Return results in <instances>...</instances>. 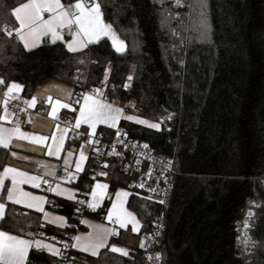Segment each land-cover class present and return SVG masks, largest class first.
<instances>
[{"label":"trees","instance_id":"16d2710c","mask_svg":"<svg viewBox=\"0 0 264 264\" xmlns=\"http://www.w3.org/2000/svg\"><path fill=\"white\" fill-rule=\"evenodd\" d=\"M24 1L0 0L1 79L22 84V91L31 96L49 80L77 92L97 87L106 78L104 95L129 112L135 105L143 118L171 117L169 130L128 119L120 122L133 137L175 157L172 195L164 208L161 264H246L237 248L235 226L254 198L262 206L253 263L264 264V0H97L105 20L125 40L123 52L107 37L78 51L60 40L26 49L15 35L12 14ZM8 162V149L0 146V169ZM93 180L88 162L73 183L81 197L87 196ZM127 182L128 176L114 173L102 207L86 215L103 219L114 191ZM53 200L69 223H78L77 229L44 223L40 212L13 203L7 205L0 228L32 238L63 237L85 229L74 216L79 200L50 195L49 205ZM128 205L142 220L143 231L160 211L136 196ZM72 255L74 262L90 264H148L141 248L132 257L108 247L97 256L74 249ZM55 260L33 248L28 264Z\"/></svg>","mask_w":264,"mask_h":264},{"label":"crops","instance_id":"0c3cea01","mask_svg":"<svg viewBox=\"0 0 264 264\" xmlns=\"http://www.w3.org/2000/svg\"><path fill=\"white\" fill-rule=\"evenodd\" d=\"M26 2H28V0L18 4L15 8L23 5ZM61 2L62 5L67 8V6L74 4L75 2H77V0L72 3H65L63 0H61ZM84 2L85 6L87 7V0H84ZM45 10H47V13L43 12ZM41 11L45 20L50 19L51 16L54 15L49 13L47 7H44ZM100 11L102 14V23L105 25L112 26V30L115 32L117 40L123 42V51H125L127 48L125 40L120 36L115 27L110 22L105 20L101 6ZM18 27L19 23L17 22L16 28ZM33 28H35L36 31L30 36L27 35L29 29H24L26 41L29 45V48L38 46L45 40L64 41L67 47L69 44H71L73 48L77 49L76 51L86 48L82 47L80 44V40L83 38L82 35L77 36L75 34V24L69 26L65 23L63 27H57L56 31L59 34L60 38L55 40L53 39L52 33L47 32L42 24L33 25ZM65 28H69L70 32L65 33ZM103 37L109 38L113 47L116 49L117 45L113 43L112 39L110 38V35H105L101 33L99 40ZM22 43L24 44V42ZM50 81L57 80H49L39 85L36 88V91L31 95L32 99L36 98L35 107L37 109L43 110L42 113H33L32 117L34 120V124L32 126H21L9 122L8 118L4 114V110L0 108V128L10 130L18 127L22 132L27 134L26 138H21L18 135L13 134L8 140V147L6 148L8 149L9 162L4 165L3 168L0 169V204L4 205L3 217L5 215L7 205L9 203H13L23 209H31L40 212L42 221L44 223H48L59 228H65L69 225V220L66 215L58 212L56 209L52 208L49 205L50 195L73 201H81L84 199L87 206L91 210H97L102 207L105 199L109 195V179L111 177L108 176L93 180L90 185L89 191L87 192V196L81 197L83 193H81L80 189L75 187L73 183L79 179L81 173L85 170L86 165L89 162L88 150L82 147L79 143H75L70 140L69 128L60 122H56L55 115L60 111H75L74 123L76 125L77 119L80 118V111L84 107L85 102L83 97L85 95H92L94 99L99 100L103 104L109 105L111 109L120 110L119 114L115 112L109 113V115L117 116L114 126H110L112 124L111 120L107 122H97L94 126H90L86 123H81L79 128H82L88 133H95L99 131L100 127L114 128L119 125L122 119H127L126 117L129 113L125 114L123 105L110 100L103 93L94 94L91 92H87L82 97L79 105L75 107L72 103V98L75 94L74 88L71 85L63 83L65 85L58 84L54 87H50L44 90V87L42 86H44V84H47ZM13 83L21 86L20 89L14 91H22V84L18 82H11L9 85ZM49 98H51V102L49 101ZM57 101H59V103H57ZM65 105H67V107H65ZM53 108H55V113H53L52 111ZM105 111H108V109H105ZM141 119H143L145 122H152V120L143 117H141ZM0 135L7 136V133H0ZM35 137H47L48 139L44 141H39L36 140ZM53 137H55V140H53ZM61 137H63L61 151H59L57 155H47L49 147H51L52 150L55 152L56 148L61 145ZM69 153H71V155H69ZM81 153H83L84 156L83 160L80 159ZM66 161L67 163H65ZM77 162L80 163V171L76 170ZM61 167H66L68 175L71 174V177L69 176L68 180L66 181L56 178ZM6 168H12L15 169L17 172L25 173L27 176L38 178L35 181V184L39 185L38 187L34 186L32 182L18 185L19 189L24 192L30 193L31 196L42 198V200L38 202V207L29 208L26 206L28 202H32L34 204L37 203L35 201L25 200L24 202L17 204L7 199V190L13 187V174H5ZM98 184L106 185V188H97L96 186ZM124 193H127V195H123ZM130 197L131 196L128 189L125 186H119L114 191L112 202L103 219H96L88 215L82 217L80 223L85 227V229H79L75 232L72 238L73 249L92 256H97L99 255L102 249L108 247L111 250V248L115 246L118 249H123L127 251L128 254L123 256L132 257L135 250L137 248H141L140 234L143 232V222L139 218L137 213L128 205ZM114 205H117L119 207L120 221L123 222L124 227H121L120 222H118L117 225H114L112 223V220L117 218L116 215H112L111 218H109V215ZM0 232L16 236L18 239L28 240L30 242H33V245L37 241L41 242L42 244L50 245L51 248L44 249V251L50 253L56 258V260L51 262V264H59L57 255L61 250V243L57 240L56 237L40 236L32 238L11 233L1 228ZM101 242H103L104 247L95 248L96 254L93 255L92 246ZM33 248H35V246H33L27 251L26 264H28L29 254ZM85 248H87L88 250L85 251ZM52 249H55V252H53ZM116 253L121 254L120 252ZM75 264L90 263L75 262Z\"/></svg>","mask_w":264,"mask_h":264},{"label":"built area","instance_id":"2783aa9c","mask_svg":"<svg viewBox=\"0 0 264 264\" xmlns=\"http://www.w3.org/2000/svg\"><path fill=\"white\" fill-rule=\"evenodd\" d=\"M181 1V0H179ZM47 13V10L43 11ZM70 29L65 28V33ZM3 80L0 84V108L4 110L8 121L17 124L32 126L34 124L33 113H42L43 110L29 107L25 101H31L32 97L26 95L23 91H14L9 94V103L4 104L5 93L9 83ZM107 88V79L94 88L88 90H79L75 92L72 103L77 107L85 93L94 94L105 93ZM99 89V93L96 90ZM5 108L7 109L5 111ZM124 113H130L123 105ZM55 121L66 125L70 130V140L79 143L88 150V157L91 167V177L100 179L103 177H112L118 172L128 176V182L124 185L130 192V196H136L143 200L149 206L160 207V211L154 214L151 226L143 231L141 236V247L145 252L148 264H161L163 261L160 250L161 239L166 225L165 206L168 204L173 190V180L175 175V157L172 155H163L157 152L147 141H141L133 137L128 129L122 125L114 128L99 130L95 133H88L82 128L75 126V111H60L55 115ZM171 117H168L157 124L160 130L170 129ZM146 146V147H145ZM57 179L66 181L69 178L66 167H61L57 174ZM262 190L264 191V178H261ZM143 185V187H141ZM54 209L59 207L56 200L50 202ZM262 202L257 198L251 200L243 209L240 219L235 226V239L237 248L245 257L246 264L253 263V255L258 243L255 237L259 213L258 210ZM91 209L87 206L85 200L79 202L74 216L81 221ZM114 225L118 224L117 218L112 220ZM72 228H78V223H69ZM75 233L67 236L57 237L61 243V250L57 255L59 264H75L72 255V238Z\"/></svg>","mask_w":264,"mask_h":264},{"label":"snow or ice","instance_id":"6c2138e0","mask_svg":"<svg viewBox=\"0 0 264 264\" xmlns=\"http://www.w3.org/2000/svg\"><path fill=\"white\" fill-rule=\"evenodd\" d=\"M88 6H85L84 0H77L72 5L67 6L65 8L62 5L61 0H28V2L23 5L15 8L13 10V16L15 20L19 23V27L14 29L15 35L17 38L24 42V46L26 49H29V45L26 41V35L24 33V29H29L27 35H32L36 29L33 28V25L42 24L47 32H51L53 35V39H59V34L57 33V27H63L66 24L69 26L75 24V34L77 36L82 35V39L80 40V44L82 47H87L88 44L94 43L99 40L100 34L103 33L105 35H110L113 43L117 45L116 51H123V42L118 41L115 32L112 30L111 25H105L102 23V14L100 11V4L97 0H87ZM47 7L50 14H54L50 19L45 20L43 18L42 9ZM9 36L13 35L12 31L7 33ZM70 51H76L77 49L73 48L71 44L68 45ZM131 79V77L129 78ZM4 81L0 80V84H3ZM21 86L13 83L8 86L7 92L5 93L4 104L7 106L9 103V94L14 90L20 89ZM99 89L96 90L99 93ZM84 99V107L80 111V118L76 121V127L78 128L81 123L89 124L90 126H94L97 122H107L109 120L112 121L110 126H114L117 116L109 115L110 112H115L119 114V109H111V107L107 104L101 103L99 100L93 98L92 95H85ZM51 102V98H49ZM29 107H34L36 104V98H33L31 101H25ZM59 103V101H57ZM67 107V105H65ZM108 109V111H105ZM7 109L5 108V111ZM53 113H55V108H53ZM127 119H133L132 117H127ZM144 123V121H139ZM150 127L158 128V124H151ZM0 133H7V136L0 135V145L4 147H8V140L11 138L13 134L18 135L21 138H26L27 134L22 132L18 127L13 129H2L0 128ZM36 140L44 141L47 140V137H35ZM55 140V137H53ZM63 137H61V145L58 146L55 152L49 147L47 155H57L62 148ZM146 147V146H145ZM71 155V153H69ZM80 159L83 160V153L80 154ZM67 163V161L65 162ZM76 170L80 171L81 166L80 163H76ZM12 173V183L13 187L7 190V199L14 203H22L25 200L35 201L37 203L28 202L26 204L27 207H38V202L42 200L40 197L31 196L30 193L24 192L19 189V184H26L32 182L34 186L38 187L39 185L35 184V181L38 179L37 177L27 176L23 172H17L15 169L6 168L5 174ZM71 177V174H69ZM97 188H106V185L98 184ZM143 187V185H141ZM95 195V193H94ZM123 195H127L124 193ZM3 210L4 205L0 204V219H3ZM112 215H116L117 221L121 223V227H124L122 221H120V210L117 205L113 206L109 218ZM115 234V233H114ZM35 246L37 250L50 249L51 246L47 244H42L37 241L33 245V242L24 239H18L16 236L8 235L7 233L0 232V264H26V256L27 251ZM144 245L142 244L141 247ZM93 247L92 254L95 255V248L104 247L103 242L96 244ZM85 251L88 249L85 248ZM55 252V249H52ZM113 252H120L122 255H127V251L123 249H118L115 246L111 248Z\"/></svg>","mask_w":264,"mask_h":264},{"label":"rangeland","instance_id":"374dc122","mask_svg":"<svg viewBox=\"0 0 264 264\" xmlns=\"http://www.w3.org/2000/svg\"><path fill=\"white\" fill-rule=\"evenodd\" d=\"M65 85V84H63V83H61V82H58V81H50V82H48L47 84H44V86H42V87H44L43 89L45 90V89H48V88H50V87H54L55 85ZM42 89V88H41ZM36 91V90H35ZM34 91V92H35ZM84 96V95H83ZM127 117H132L133 119H129V120H132V121H135V122H137V123H141V122H139V121H144L143 119H141V117L138 115V109L135 107V105H131L130 106V113L127 115ZM126 117V118H127ZM157 122H160V120L159 121H154V120H152V122H145L144 121V123H146V124H142V125H144V126H147V127H150L149 125H151V124H157ZM151 128H154V127H151ZM154 129H160V126L158 127V128H154Z\"/></svg>","mask_w":264,"mask_h":264}]
</instances>
